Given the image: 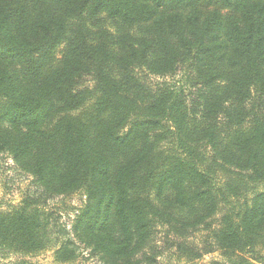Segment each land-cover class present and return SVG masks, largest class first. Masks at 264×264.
I'll list each match as a JSON object with an SVG mask.
<instances>
[{
  "label": "trees",
  "instance_id": "16d2710c",
  "mask_svg": "<svg viewBox=\"0 0 264 264\" xmlns=\"http://www.w3.org/2000/svg\"><path fill=\"white\" fill-rule=\"evenodd\" d=\"M4 152L40 191L0 211V264L191 260L202 231L264 264V0H0ZM77 191L71 235L45 205Z\"/></svg>",
  "mask_w": 264,
  "mask_h": 264
},
{
  "label": "rangeland",
  "instance_id": "374dc122",
  "mask_svg": "<svg viewBox=\"0 0 264 264\" xmlns=\"http://www.w3.org/2000/svg\"><path fill=\"white\" fill-rule=\"evenodd\" d=\"M62 48L63 45L57 48L54 56L55 60H59ZM151 80L156 81L159 78L151 76ZM86 83L91 84L88 80ZM39 191L40 187L36 185L34 178L18 168L10 154L5 152L0 154V211L7 210L12 205L18 204L29 194L38 196ZM84 203L85 197L81 191H77L66 196L60 195L49 198L45 207L46 211L51 212L52 217H56L57 222L62 226L64 225L72 235V222ZM164 232L165 230L162 229L156 236V241H158L160 246L164 245ZM188 243L202 252L200 257L190 260L188 257L181 256L175 246L167 244L163 246L165 248L162 254L157 257L155 264H212L213 261L226 262V258L221 254V251L207 237L206 231L194 233L188 238ZM76 245L79 256L70 263H59L55 260L54 249H56V246L33 256L9 255L2 259V262L4 264H22L21 261L24 260L33 264H103L96 256H92L83 244L76 242ZM262 252H264V249H261ZM249 259L255 262L252 258Z\"/></svg>",
  "mask_w": 264,
  "mask_h": 264
}]
</instances>
